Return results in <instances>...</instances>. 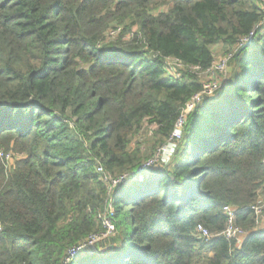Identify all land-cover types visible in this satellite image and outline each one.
<instances>
[{
  "label": "trees",
  "instance_id": "16d2710c",
  "mask_svg": "<svg viewBox=\"0 0 264 264\" xmlns=\"http://www.w3.org/2000/svg\"><path fill=\"white\" fill-rule=\"evenodd\" d=\"M216 47L229 78L140 175ZM0 153V264H264V0H0ZM98 166L128 180L109 193ZM110 199L115 233L71 256Z\"/></svg>",
  "mask_w": 264,
  "mask_h": 264
},
{
  "label": "built area",
  "instance_id": "2783aa9c",
  "mask_svg": "<svg viewBox=\"0 0 264 264\" xmlns=\"http://www.w3.org/2000/svg\"><path fill=\"white\" fill-rule=\"evenodd\" d=\"M117 32H112L110 35H115ZM237 50H235L232 53H229L225 55L219 63L215 64L213 63L212 67L202 73V75H214V74H221L223 73L229 66V62L233 59L235 53ZM184 68L183 64L180 63L177 60H168L166 64V71L170 77L173 79L180 78V70ZM200 71V70H198ZM221 84H218V82L210 81L208 83H203L202 91L195 95L192 100L187 104L186 109L184 111V114L180 117L176 124V128L174 133L172 134L171 140L158 151V153L155 155L154 158L148 160L143 164V166L139 169L138 173L140 175L146 174L150 171V169L154 168L159 162H160V155L163 153L164 160L166 163L170 160L172 153L169 154V151L174 150L175 148V141L181 137V131L183 128V125L185 124V118L186 116L191 113L196 105L200 103L205 97H212L214 94L220 91ZM0 157L5 160L7 163V166L10 167L13 164V155L12 154H4L0 153ZM264 163V161H263ZM98 174H100L101 182L104 183L109 193H112L116 188H118L120 185L125 183L128 180V176H123L120 178H113L111 175H109L102 166H98L97 168ZM236 210L233 207H225L224 213L227 217V228L226 230L221 233L220 235L223 237H226L227 239H233L236 240L237 247H240L244 236L246 235L244 231H242L240 228L236 226ZM253 210L256 212V216L261 217L260 221H257V227L261 228L262 224L264 222V199L260 198L257 205L253 207ZM114 209H113V202L110 199L107 201V205L105 207V213L101 217L102 223H103V230L100 233L92 234L90 235L86 240L81 242L78 246L74 247L70 251L71 256H76L77 254L85 251L86 249L94 247L96 244H98L100 241L105 240L112 236L115 233V224H114ZM198 234L201 238L205 239L206 241L209 240L211 237L210 232L205 229L203 226H198ZM70 260H67L69 262Z\"/></svg>",
  "mask_w": 264,
  "mask_h": 264
},
{
  "label": "rangeland",
  "instance_id": "374dc122",
  "mask_svg": "<svg viewBox=\"0 0 264 264\" xmlns=\"http://www.w3.org/2000/svg\"><path fill=\"white\" fill-rule=\"evenodd\" d=\"M214 51H215V64H217L226 55V53L223 50V48H221V47H216ZM231 71H232V67L229 65V67L223 73H221V74H214V75H202V76H200L201 77L200 80H201L202 84L203 83H208L210 81L218 82V84H221V87H222L225 84V82L227 81V79L229 78V75L231 74ZM182 130H183V128H182ZM150 148H151V145L148 143L147 139H145L143 141V150L146 153L149 154L151 152ZM171 153H173V150L172 151H169V154H171ZM159 159H160V162L159 163L160 164H163L162 166L166 165V161L164 160L163 153H161ZM13 162H14V157H13ZM167 164H168V162H167ZM154 168H152V169H154ZM92 252L95 253L93 251V249H92Z\"/></svg>",
  "mask_w": 264,
  "mask_h": 264
},
{
  "label": "crops",
  "instance_id": "0c3cea01",
  "mask_svg": "<svg viewBox=\"0 0 264 264\" xmlns=\"http://www.w3.org/2000/svg\"><path fill=\"white\" fill-rule=\"evenodd\" d=\"M264 227V222H263V224H262V228Z\"/></svg>",
  "mask_w": 264,
  "mask_h": 264
},
{
  "label": "water",
  "instance_id": "95a60500",
  "mask_svg": "<svg viewBox=\"0 0 264 264\" xmlns=\"http://www.w3.org/2000/svg\"><path fill=\"white\" fill-rule=\"evenodd\" d=\"M254 35V34H253ZM251 40V39H250Z\"/></svg>",
  "mask_w": 264,
  "mask_h": 264
}]
</instances>
